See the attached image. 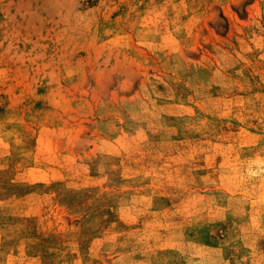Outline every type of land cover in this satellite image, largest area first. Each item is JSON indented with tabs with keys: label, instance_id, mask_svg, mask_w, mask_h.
Masks as SVG:
<instances>
[{
	"label": "rangeland",
	"instance_id": "obj_1",
	"mask_svg": "<svg viewBox=\"0 0 264 264\" xmlns=\"http://www.w3.org/2000/svg\"><path fill=\"white\" fill-rule=\"evenodd\" d=\"M0 264H264V0H0Z\"/></svg>",
	"mask_w": 264,
	"mask_h": 264
}]
</instances>
